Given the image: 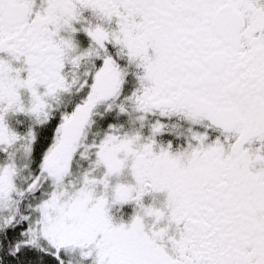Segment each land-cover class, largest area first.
Returning a JSON list of instances; mask_svg holds the SVG:
<instances>
[{"label":"snow or ice","instance_id":"6c2138e0","mask_svg":"<svg viewBox=\"0 0 264 264\" xmlns=\"http://www.w3.org/2000/svg\"><path fill=\"white\" fill-rule=\"evenodd\" d=\"M0 264H264V0H0Z\"/></svg>","mask_w":264,"mask_h":264}]
</instances>
